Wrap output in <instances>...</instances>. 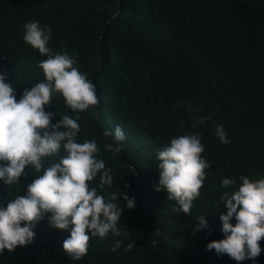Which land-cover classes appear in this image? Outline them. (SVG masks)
I'll return each instance as SVG.
<instances>
[{
  "label": "trees",
  "instance_id": "trees-1",
  "mask_svg": "<svg viewBox=\"0 0 264 264\" xmlns=\"http://www.w3.org/2000/svg\"><path fill=\"white\" fill-rule=\"evenodd\" d=\"M28 21L49 28L50 49L74 57V66L95 79L97 105L77 116L57 94L45 110L57 113L52 122L65 114L77 119V142L95 140L112 185L101 186L98 173L90 186L105 197L122 191L135 206L128 210L122 203L117 232L90 237L78 261L62 250L68 233L49 227L45 216L32 243L5 250L0 264H253L217 255L206 244L224 236L222 194L235 190L241 175L264 177V0H0V71L17 98L44 79L37 65L46 57L22 39ZM198 114L206 118L193 124ZM216 125L223 126L228 143L219 141ZM116 126L124 133L119 151L111 135ZM193 128L202 133L201 154L209 165L185 212L153 190L156 152ZM58 159L47 157L45 166ZM25 171L16 184L0 183V203L23 195L39 175ZM136 172L138 183L131 179ZM222 178L236 184L221 187ZM200 214L208 227L193 234ZM258 243L255 264H264V238ZM123 244L139 245L111 257Z\"/></svg>",
  "mask_w": 264,
  "mask_h": 264
},
{
  "label": "clouds",
  "instance_id": "clouds-1",
  "mask_svg": "<svg viewBox=\"0 0 264 264\" xmlns=\"http://www.w3.org/2000/svg\"><path fill=\"white\" fill-rule=\"evenodd\" d=\"M23 29V41L46 57L37 65L44 79L23 88L17 98L7 74L0 71V183L7 186L20 182L28 175L26 168L39 175L33 176L23 195L0 203V254L31 244L36 223L46 216L49 227L68 233L62 250L72 261H78L87 252L90 237L103 238L109 231L117 232L121 204L124 209H133L134 197L122 191L119 197L116 193L105 197L88 183L99 173L101 186L112 185L111 169L97 158L95 140L77 142V119L65 114L52 122L57 113L45 109L59 94L78 116L79 111L98 104L95 85L74 66V57L50 49L49 28L38 21H28ZM205 118L206 114H198L193 124ZM111 135L113 150L119 151L122 145L118 142L124 140V133L116 126ZM216 135L222 144L228 143L222 125H216ZM201 137V131L193 128L171 138L166 147L156 152L158 184L153 190L177 201L174 207L185 212L190 211L193 198L199 194L209 165L201 154L205 147ZM113 144L106 147L113 148ZM50 156L59 159L45 166ZM239 180L235 190L221 196L225 211L219 220L224 236L208 242L206 249L217 255L227 254L237 262L248 259L255 264L261 253L258 242L264 238V177L250 180L241 175ZM220 184L235 185L236 180L222 178ZM207 227L200 214L192 226L193 234Z\"/></svg>",
  "mask_w": 264,
  "mask_h": 264
},
{
  "label": "water",
  "instance_id": "water-1",
  "mask_svg": "<svg viewBox=\"0 0 264 264\" xmlns=\"http://www.w3.org/2000/svg\"><path fill=\"white\" fill-rule=\"evenodd\" d=\"M118 14H119V12L115 16H113V18H115ZM104 31H105V29H104ZM104 31H103V33H104ZM93 83H95V79H94ZM96 93H97V91H96ZM97 117H96L95 122H94L95 128H96V124H97ZM120 148H122V146ZM122 157H123V160L126 161L123 154H122ZM126 163H127L128 167L134 168V164L132 162L126 161ZM131 179L134 181V183H138L140 181V177L138 176L137 172L135 173V175H133L131 177ZM131 195H132V193H131ZM149 215H150V213H149ZM150 220H151V216H150ZM160 235H161V232H159L158 236L160 237ZM138 245L139 244H134V245L133 244H123L120 247H118L117 249H115V251L110 256L112 257L113 255L119 254L127 246L132 247V246H138Z\"/></svg>",
  "mask_w": 264,
  "mask_h": 264
}]
</instances>
